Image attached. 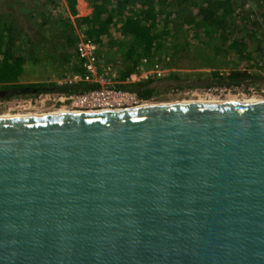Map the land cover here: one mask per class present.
<instances>
[{
    "label": "water",
    "instance_id": "95a60500",
    "mask_svg": "<svg viewBox=\"0 0 264 264\" xmlns=\"http://www.w3.org/2000/svg\"><path fill=\"white\" fill-rule=\"evenodd\" d=\"M0 264H264V104L0 119Z\"/></svg>",
    "mask_w": 264,
    "mask_h": 264
},
{
    "label": "trees",
    "instance_id": "16d2710c",
    "mask_svg": "<svg viewBox=\"0 0 264 264\" xmlns=\"http://www.w3.org/2000/svg\"><path fill=\"white\" fill-rule=\"evenodd\" d=\"M63 2L74 19L73 23L66 19L52 23L53 28L59 30V45L44 39L24 38L20 27L0 19V99L95 90L96 85H57L52 81L69 74H82L79 65L72 69L66 66L75 61V30L98 44L102 53L105 51L107 63L119 58L123 64L120 82L136 69L141 59L155 60L167 36L172 38L175 47L171 57L177 58L180 54L177 52L187 45L186 36L192 29L199 44L211 46L214 57L228 58L233 66L226 76H218L209 66L210 78L200 77L192 82L206 80L210 83L203 87L227 88L264 84V36L260 37L264 35V19H260L256 11L246 16L242 14L239 7L248 0H93L91 15L81 18L76 17V0ZM47 3L55 6L56 0H47ZM245 23L249 28L243 32ZM183 27L186 29L182 32ZM114 28L120 39H110ZM180 81L179 75L173 74L156 84H117L114 88L133 91L140 98L149 99L159 85Z\"/></svg>",
    "mask_w": 264,
    "mask_h": 264
},
{
    "label": "rangeland",
    "instance_id": "374dc122",
    "mask_svg": "<svg viewBox=\"0 0 264 264\" xmlns=\"http://www.w3.org/2000/svg\"><path fill=\"white\" fill-rule=\"evenodd\" d=\"M93 0H76V17H87L90 16L92 11L90 8V3ZM247 3H244L242 7H239L242 11V14L246 16L250 13V8ZM253 10L256 8H252ZM255 11V10H254ZM0 19L3 21L10 22L14 24L16 27H20V30L23 32L24 38H34V39H44L50 41L54 45L60 44V35L59 30L53 28L52 23L56 22L58 19H66L73 23V17H71L67 11V8L63 2V0H56L55 6H50L47 3V0H0ZM184 21L185 18L183 17ZM45 23V24H42ZM249 26L245 23L242 26L243 32H245ZM186 27H183L182 32L185 31ZM81 34L78 30L74 31V35ZM188 36H186L187 45L183 48V50L177 52L180 53L177 58H172L171 55L175 51V47L173 45L172 38L167 36V38L163 39L164 48L156 57L162 66L167 71L164 79L171 78L173 74L179 75L180 83L183 82H192L193 80H197L200 77L210 78L211 69H214L218 76H226L228 71L233 68L232 63L228 58H223L221 55L218 57H214L213 49L211 46L206 47L205 45L199 44V38H195L194 31L190 29L188 31ZM264 35H260L263 38ZM110 39H120L116 29L114 28L109 35ZM264 41V39H263ZM106 48V47H105ZM104 48V49H105ZM103 61L107 62V56L105 51L102 53ZM119 59V58H117ZM201 75V76H200ZM170 83V82H168ZM258 86H262L264 84L257 83ZM211 88H219L214 85H210L208 87H200V88H186L184 90H173L171 92L169 90L158 92L157 97L154 98L157 105L178 103L182 101L187 102H199L202 100H208L206 95L207 89ZM223 89V87L221 88ZM213 96H219L218 99L220 101H236L232 97L234 93L231 91L228 93L225 92H216ZM250 99L251 97H246ZM258 101H264V98L257 99L260 97H255ZM33 99L31 96H15L9 99H0V116L2 115H15V114H23V113H34L35 111L29 109L28 111L19 112L16 109V105L18 103L21 104L22 107L27 105L29 100ZM215 99V98H210ZM163 104V105H164ZM47 113V112H45Z\"/></svg>",
    "mask_w": 264,
    "mask_h": 264
},
{
    "label": "built area",
    "instance_id": "2783aa9c",
    "mask_svg": "<svg viewBox=\"0 0 264 264\" xmlns=\"http://www.w3.org/2000/svg\"><path fill=\"white\" fill-rule=\"evenodd\" d=\"M75 61L67 64L69 69L74 65H79L82 74H69L59 79H52L57 85L86 83L96 85L97 88L92 91L71 94L44 93L34 96L27 102L25 107L20 103L16 106L17 111L34 110L35 113H45L57 109L72 110L75 112L88 113L97 111H126L140 109L146 104H155V97L149 99L140 98L136 92L115 89V85H135L145 82L153 84L164 80L167 71L158 60L149 61L141 59L136 69L131 72L124 81H119V72L122 71L123 64L119 59L107 63L102 59L100 46L87 39L84 35H77V42L74 47ZM222 87L207 89L205 94L207 99L219 96H213L216 92L234 93V98L239 100L246 97L264 98V85L258 84L241 85L239 87Z\"/></svg>",
    "mask_w": 264,
    "mask_h": 264
},
{
    "label": "bare ground",
    "instance_id": "6f19581e",
    "mask_svg": "<svg viewBox=\"0 0 264 264\" xmlns=\"http://www.w3.org/2000/svg\"><path fill=\"white\" fill-rule=\"evenodd\" d=\"M234 100L236 101H220V100H216V99H211V100H202L199 102H187V101H182V102H178V103H171L174 105H186V104H217V103H226V104H264V101H258V100H253L256 99L255 97H251L250 99L247 98H243L241 100L232 97ZM257 99H262V98H257ZM164 104V103H163ZM162 104V105H163ZM162 105H155V104H146L143 105L140 109H148V108H152V107H158V106H162ZM164 105H170V104H164ZM102 112H107V111H97V112H88V113H102ZM79 114H83L81 112H75V111H70V110H65V109H57L54 111H50L47 113H35V114H31V113H23V114H15L13 116L11 115H2L0 116V119H21V118H33V117H47V116H68V115H79Z\"/></svg>",
    "mask_w": 264,
    "mask_h": 264
},
{
    "label": "crops",
    "instance_id": "0c3cea01",
    "mask_svg": "<svg viewBox=\"0 0 264 264\" xmlns=\"http://www.w3.org/2000/svg\"><path fill=\"white\" fill-rule=\"evenodd\" d=\"M247 4L252 7L257 12L258 17L260 19H264V0H248ZM251 8V13H254V10Z\"/></svg>",
    "mask_w": 264,
    "mask_h": 264
},
{
    "label": "flooded vegetation",
    "instance_id": "af4514ba",
    "mask_svg": "<svg viewBox=\"0 0 264 264\" xmlns=\"http://www.w3.org/2000/svg\"><path fill=\"white\" fill-rule=\"evenodd\" d=\"M199 88H200V87H199ZM170 89H171V92H172L173 90H175V89H173L172 85H170L169 83H168V84L159 85L158 88H157V91L154 93L153 97H157L156 94H158V92H159L160 90H162V91L169 90V91H170ZM184 89H186V88H183L182 90H184ZM177 90H178V89H177ZM179 91H181V90H179Z\"/></svg>",
    "mask_w": 264,
    "mask_h": 264
}]
</instances>
